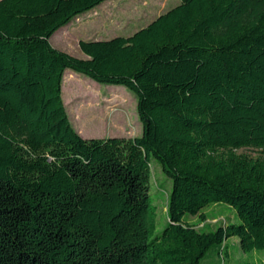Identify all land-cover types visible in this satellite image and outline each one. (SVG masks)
I'll use <instances>...</instances> for the list:
<instances>
[{
  "label": "trees",
  "instance_id": "16d2710c",
  "mask_svg": "<svg viewBox=\"0 0 264 264\" xmlns=\"http://www.w3.org/2000/svg\"><path fill=\"white\" fill-rule=\"evenodd\" d=\"M105 1L0 0V264H203L237 247L260 264L264 0H180L128 36L80 40L85 58L51 45ZM66 70L131 92L141 135L80 136ZM152 161L171 183L159 231ZM216 204L223 224L187 221Z\"/></svg>",
  "mask_w": 264,
  "mask_h": 264
},
{
  "label": "rangeland",
  "instance_id": "374dc122",
  "mask_svg": "<svg viewBox=\"0 0 264 264\" xmlns=\"http://www.w3.org/2000/svg\"><path fill=\"white\" fill-rule=\"evenodd\" d=\"M179 3L180 0H107L58 30L51 36L50 43L57 49L85 58L79 48L80 40L128 36ZM68 72H71L72 78L69 77ZM62 98L71 124L83 138L112 136L128 138L140 136L142 133V124L136 111V99L123 86L100 84L84 75L66 70L62 84ZM237 152L256 155V151L246 148ZM170 184V180L162 174L158 164L152 161L151 193L158 206V231L167 221V194ZM202 211L207 216L204 222H198L196 216L187 218L197 230L214 229L232 214L231 210L221 204L207 206ZM242 256V252L237 247L233 259L227 264H239L234 259ZM203 264H223V262L208 258Z\"/></svg>",
  "mask_w": 264,
  "mask_h": 264
},
{
  "label": "crops",
  "instance_id": "0c3cea01",
  "mask_svg": "<svg viewBox=\"0 0 264 264\" xmlns=\"http://www.w3.org/2000/svg\"><path fill=\"white\" fill-rule=\"evenodd\" d=\"M222 206H224V207H226V208H228L229 210H231L228 206H225V205H222ZM232 211V210H231ZM228 241L230 242V243H233V244H235L236 242H237V239L236 238H230V239H228ZM214 258H212V260H213ZM215 259H217L218 261L219 260H222L221 258H218V257H216ZM231 259H233V256H229V257H227V259H226V261H223L222 260V262H223V264H227ZM234 260H237V259H234ZM253 261H259V263L260 264H264V256L262 257V256H259L258 254L257 255H254V258H253ZM252 261V262H253Z\"/></svg>",
  "mask_w": 264,
  "mask_h": 264
},
{
  "label": "water",
  "instance_id": "95a60500",
  "mask_svg": "<svg viewBox=\"0 0 264 264\" xmlns=\"http://www.w3.org/2000/svg\"><path fill=\"white\" fill-rule=\"evenodd\" d=\"M112 137H114V136H112Z\"/></svg>",
  "mask_w": 264,
  "mask_h": 264
}]
</instances>
